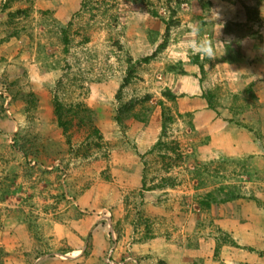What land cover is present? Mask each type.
<instances>
[{
    "label": "rangeland",
    "instance_id": "obj_1",
    "mask_svg": "<svg viewBox=\"0 0 264 264\" xmlns=\"http://www.w3.org/2000/svg\"><path fill=\"white\" fill-rule=\"evenodd\" d=\"M0 202V264H264V0H0Z\"/></svg>",
    "mask_w": 264,
    "mask_h": 264
},
{
    "label": "crops",
    "instance_id": "obj_2",
    "mask_svg": "<svg viewBox=\"0 0 264 264\" xmlns=\"http://www.w3.org/2000/svg\"><path fill=\"white\" fill-rule=\"evenodd\" d=\"M0 205H2L1 202H0ZM82 222H83L82 218H78L74 220L68 219L66 224L55 225L54 229L58 232L59 237L62 238L66 242V244L82 245L80 247H83V240L90 233L91 234L90 240L92 241V244H93V251L91 255L93 254L95 259L93 260L94 262L89 263V264L97 263L96 260H98V254L96 255V253L100 250H103V248L105 247L103 245V243H105L104 232L101 230H98V229H101V227L100 225H97V224L96 225L93 224V226L91 227L92 231L91 229L87 230L86 228L89 226H86ZM99 245H102V247H100ZM33 263L37 264L36 261H34ZM60 263L57 259L56 260L43 259V261H40V264H60ZM19 264H25V262L23 261V262H20Z\"/></svg>",
    "mask_w": 264,
    "mask_h": 264
},
{
    "label": "clouds",
    "instance_id": "obj_3",
    "mask_svg": "<svg viewBox=\"0 0 264 264\" xmlns=\"http://www.w3.org/2000/svg\"><path fill=\"white\" fill-rule=\"evenodd\" d=\"M191 31L199 36L200 28L197 25H193ZM187 46L193 55L203 56L207 59H214L216 57L213 42L207 37L189 40Z\"/></svg>",
    "mask_w": 264,
    "mask_h": 264
},
{
    "label": "trees",
    "instance_id": "obj_4",
    "mask_svg": "<svg viewBox=\"0 0 264 264\" xmlns=\"http://www.w3.org/2000/svg\"><path fill=\"white\" fill-rule=\"evenodd\" d=\"M159 47L161 48V44L159 45ZM120 92H121V90H118V93H117V97H118V98H120ZM53 103L55 104L56 101L53 100ZM128 103H130V102H128ZM128 103H126V104H128ZM129 105H130V107H131L133 104L130 103ZM55 112H56L57 115H60V108H59L58 105L55 106Z\"/></svg>",
    "mask_w": 264,
    "mask_h": 264
}]
</instances>
